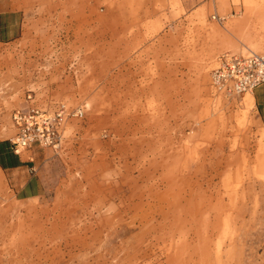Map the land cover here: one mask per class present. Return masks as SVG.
Returning <instances> with one entry per match:
<instances>
[{
	"label": "rangeland",
	"instance_id": "obj_1",
	"mask_svg": "<svg viewBox=\"0 0 264 264\" xmlns=\"http://www.w3.org/2000/svg\"><path fill=\"white\" fill-rule=\"evenodd\" d=\"M226 53L264 54V0H0V142L29 101L64 111L21 153L36 196L0 167V264H264V130Z\"/></svg>",
	"mask_w": 264,
	"mask_h": 264
},
{
	"label": "built area",
	"instance_id": "obj_2",
	"mask_svg": "<svg viewBox=\"0 0 264 264\" xmlns=\"http://www.w3.org/2000/svg\"><path fill=\"white\" fill-rule=\"evenodd\" d=\"M213 77L215 84L230 94L253 91L264 82V54H223L214 69ZM63 112H49L31 101L14 109L12 122L15 135L11 139L12 151L21 154L35 145H55Z\"/></svg>",
	"mask_w": 264,
	"mask_h": 264
},
{
	"label": "crops",
	"instance_id": "obj_3",
	"mask_svg": "<svg viewBox=\"0 0 264 264\" xmlns=\"http://www.w3.org/2000/svg\"><path fill=\"white\" fill-rule=\"evenodd\" d=\"M252 98L264 130V82L252 91ZM8 149L12 151L11 145L9 146L7 143L0 144V156L3 162V165L0 163L1 169L8 173L14 182V187L23 198L36 196L38 192L35 191L33 177L29 175L33 173L34 168L22 158L21 154L12 151L10 157L5 156L4 152Z\"/></svg>",
	"mask_w": 264,
	"mask_h": 264
},
{
	"label": "trees",
	"instance_id": "obj_4",
	"mask_svg": "<svg viewBox=\"0 0 264 264\" xmlns=\"http://www.w3.org/2000/svg\"><path fill=\"white\" fill-rule=\"evenodd\" d=\"M2 143L6 144L7 142H5V141L0 142V144H2ZM4 154H5V156L10 157V155L12 154V151L8 149L6 152H4ZM0 163L3 165L1 156H0Z\"/></svg>",
	"mask_w": 264,
	"mask_h": 264
}]
</instances>
